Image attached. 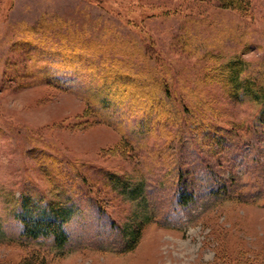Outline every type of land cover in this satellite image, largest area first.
Here are the masks:
<instances>
[{
	"label": "rangeland",
	"instance_id": "374dc122",
	"mask_svg": "<svg viewBox=\"0 0 264 264\" xmlns=\"http://www.w3.org/2000/svg\"><path fill=\"white\" fill-rule=\"evenodd\" d=\"M248 1L0 0V264L264 258L261 104L214 69L240 59L264 86ZM51 205L63 246L22 234L18 213Z\"/></svg>",
	"mask_w": 264,
	"mask_h": 264
},
{
	"label": "trees",
	"instance_id": "16d2710c",
	"mask_svg": "<svg viewBox=\"0 0 264 264\" xmlns=\"http://www.w3.org/2000/svg\"><path fill=\"white\" fill-rule=\"evenodd\" d=\"M220 6L239 11L246 14L249 10L248 0H219ZM242 61L240 59H233L228 62L220 63L217 68V77L219 80H225L231 86V92L237 97L242 94L249 95L253 100L259 102L260 105V118L264 120V86H257L254 79L240 78V69ZM215 72V71H214ZM216 76V78L218 80ZM221 80V81H222ZM122 147L127 148L130 141L123 137ZM128 143V144H126ZM126 145V146H125ZM130 145V144H129ZM128 145V147H129ZM125 151V150H124ZM18 217L23 224L22 234L26 237L36 238L39 236H53L56 246H63L68 240V234L64 229L63 223L65 221V212L56 205L43 208L41 212L33 214L27 207L18 213ZM139 231L134 230L132 240L128 245L129 249L135 246V241ZM260 261H255L253 264H264V258ZM240 262V261H239ZM19 264H49L46 256L36 249L28 251L25 256L19 261ZM238 264V261H235Z\"/></svg>",
	"mask_w": 264,
	"mask_h": 264
}]
</instances>
